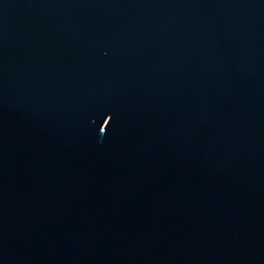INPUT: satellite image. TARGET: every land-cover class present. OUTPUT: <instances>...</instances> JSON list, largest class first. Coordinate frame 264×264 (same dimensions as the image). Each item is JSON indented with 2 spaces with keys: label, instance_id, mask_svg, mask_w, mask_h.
Returning <instances> with one entry per match:
<instances>
[{
  "label": "water",
  "instance_id": "obj_1",
  "mask_svg": "<svg viewBox=\"0 0 264 264\" xmlns=\"http://www.w3.org/2000/svg\"><path fill=\"white\" fill-rule=\"evenodd\" d=\"M0 264H264V0H0Z\"/></svg>",
  "mask_w": 264,
  "mask_h": 264
}]
</instances>
